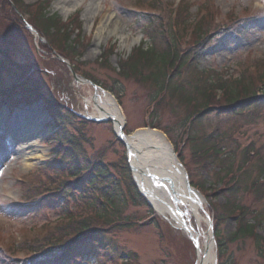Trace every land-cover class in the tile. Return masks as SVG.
I'll use <instances>...</instances> for the list:
<instances>
[{"label":"rangeland","instance_id":"374dc122","mask_svg":"<svg viewBox=\"0 0 264 264\" xmlns=\"http://www.w3.org/2000/svg\"><path fill=\"white\" fill-rule=\"evenodd\" d=\"M23 1L31 3L37 0ZM136 1L51 0L49 9V14H56L62 21L66 17H72L80 23V41L85 46L80 58L71 59V64L75 66L74 69L78 72L73 73L78 76L80 74L85 76L91 74L96 81L103 85L102 87L110 89L115 95L120 96L118 101L124 111L125 120L127 119V124L125 122L124 126L127 135L131 134L132 129L146 122L148 118L146 106L152 100L155 95L154 91H156L151 87L150 82H136L134 78L123 79L117 76L115 69H113L117 67L118 60L121 57L130 55L132 50L140 44L144 43L146 45L148 43V40L141 32L144 22L135 16L136 13L133 6L138 7L137 4H139ZM191 1L196 3L198 0H189V2ZM210 1L214 10L218 12L217 20H219L217 21L219 22L217 24L219 28L217 29V37L213 43L215 46L203 51L192 66L197 71L205 70L210 72L213 70L223 74L226 72L222 69L228 68L234 77L242 69L247 74L254 75L256 67L253 68V66L256 60L264 58V0ZM162 2L163 4L164 2L176 4L178 0H162ZM0 6L7 14L9 12L12 14L13 24L19 26V17L13 13V9L7 4L6 0H0ZM197 8V4L191 7L194 14ZM255 10H263V13ZM75 11L78 14H75ZM4 14L2 13L3 16ZM165 14V10H162V16ZM232 17L240 20L232 24L237 38L225 39L222 36H218L223 32L221 29L225 28L220 24H224L227 18L231 21ZM236 25L238 26L237 29L235 28ZM16 26L13 29L9 28V25L5 26L0 20V28L5 27L8 30L3 31L2 35L0 34L2 43L5 44L4 48L6 50H19L20 45L27 46L28 55L38 59V40L30 37L31 32L29 30H27V41L22 40L18 37V33L20 34L21 31ZM14 33L16 34L15 37ZM137 38L138 41L136 43H133L131 47L127 46L130 41ZM49 39L57 42L52 38ZM222 40H226L225 43ZM109 44L114 46L115 50L110 55L108 63L105 66H100L101 64L95 60L100 57L102 51ZM15 58H17V54ZM50 65L55 76L45 77L34 74L33 77L40 80V91L45 93L50 100H53L60 114L64 115V123H67L61 131L63 134L59 133L58 136H61V140L66 142L72 136L77 137V130L80 124L85 121L83 118H96L92 102L96 91L88 83H81L77 79H73L69 69L67 70L62 63L53 61ZM263 90L264 86L261 92H264ZM28 105L20 106L19 108L22 107L20 109L22 111L19 113L34 116L35 112H37L38 117L32 124L33 130L29 132L30 143L27 144V141L24 140L18 143V146L21 145L24 148V154L21 156L16 155V153L11 154L12 149L9 147L11 145L7 143L6 138L0 140V150L6 155L2 161V169L6 175L5 177L0 176V245L4 248V254H2L4 260H9L7 254H9V243L12 238L20 237L21 240L19 242H22L30 239L35 234L43 233L48 226L57 223L60 216L57 210L60 209L61 205L68 201L73 204L76 203V197L61 199L52 196L46 200L43 212L38 211V213L33 214L35 212L33 209L26 210L18 207L19 202H23L24 198L28 201L29 199L25 197L27 193H23L19 189L22 183L16 182L17 176L22 178L25 184L28 183L27 177L29 176L30 184L34 186L41 184L39 188L43 189L44 185H48V181L53 179L55 183L59 174L66 173L68 169L65 168H67L69 163V155L66 154L62 161L63 166H54L52 158L55 153H51V148L47 141L57 137L56 134H53L56 126L41 101ZM71 111L76 113L77 117L72 116ZM3 112L4 109L0 114H3ZM219 116V118H215L211 114L203 119L205 128L208 132L216 134V141L224 143L221 147L228 154L224 158L222 156L213 164L204 158H200L198 154L194 156L188 144L184 146L182 139L184 134H187V130L179 129L182 124H178V121L182 118L174 114L167 104H161L160 110H158L152 122L168 128L170 135H172L170 137L172 140L170 141L175 145V151L179 152L180 158L182 157L185 163L184 166L190 173L192 184H198L205 194L206 203L203 204V210H200L199 214L205 218L204 212H206L209 220H201L199 225L195 219L196 216L194 217L190 211L187 215L184 209L186 207H183L182 211L186 216V220L193 225L197 232L203 234L208 232L207 222L210 221L212 223V231L216 233L218 226L219 240L225 241L236 231L239 219H243L249 224H255L254 221L256 220L261 222L258 213L264 212V180L259 179L256 170V165L259 161L255 158L257 154L254 151L258 146L264 147V108L248 109L237 117L221 114ZM1 117L4 116L2 115ZM36 130L41 132L40 136L33 133ZM110 131V123L108 121L86 125L82 134H85V138H77V140L81 141V144L76 145L73 149L74 152H76L75 150L78 151L83 160L80 167L85 166L88 161L102 160L105 163H110L119 159L124 153V149L115 141H113V145H109V141L113 140V135ZM251 144H253L252 151H254V154H251V150L243 153L245 147L251 146ZM18 146L15 143L13 148L18 149ZM241 157L244 164L243 168L230 174L222 185L215 184L214 181L225 174L221 169L218 171L219 168L229 167L231 171H234L233 166ZM30 158H33V160ZM243 158L245 159L243 160ZM25 161L29 165H25ZM258 164H264V158L263 162ZM121 165L119 163L117 168L112 170L111 180L117 182L118 186L110 189V191H113L117 199L121 197V205L119 204L118 206L121 210V215H132L135 217L141 215V225L133 224L127 228L109 230L104 233L105 235L109 233L107 236L98 235L102 238V241L97 242V245L95 243V254L93 256L82 255L72 259L69 258L68 260L70 261H66L65 264H124L125 260H128L129 255L134 258V261H128L126 264H197L198 255H196L195 249L190 246V243L181 232L176 231L172 227V230L168 227H162L164 226L163 221L167 222L163 217L157 216L155 212H151L147 208L140 207L138 209L136 207L137 202L131 201V193L127 188L126 178L123 175L124 171ZM237 185L239 187L235 189ZM258 191L261 192L256 194ZM91 198L89 197L87 200H91ZM34 199L38 200L39 197ZM52 200L58 201V205L53 204ZM123 200L127 201L124 202ZM226 200L233 201L234 205L237 206L238 211L236 213H241L245 216L239 217L236 214L237 217L235 216V219H232L229 217V212L225 211L223 213L222 207L223 204H226ZM67 205L69 206L70 204ZM49 206H53L52 212H46ZM219 213L223 214L224 219L223 221H218V224L216 223L215 215ZM83 218H92L93 226L101 224V219L96 218L94 215ZM167 223L173 225L171 221ZM253 232L260 239L264 237V222L262 221ZM200 241H202V238H200ZM28 242L24 243L25 247ZM113 242L115 246L112 245ZM213 242L215 244L214 237ZM104 243L111 246L110 250L100 251ZM22 254L18 256L22 258V256L28 255ZM217 259L218 262L216 264H264V257L260 258L256 254V248L250 239L245 241L237 240L235 242L228 241L225 253L220 259L219 257Z\"/></svg>","mask_w":264,"mask_h":264},{"label":"trees","instance_id":"16d2710c","mask_svg":"<svg viewBox=\"0 0 264 264\" xmlns=\"http://www.w3.org/2000/svg\"><path fill=\"white\" fill-rule=\"evenodd\" d=\"M14 1L17 2L18 0ZM6 2L10 5L7 0ZM48 5L49 4L46 2L38 8L34 6V8L37 9V15L30 20V23L47 39L52 38L58 42L60 39H63L66 47L65 57L72 59L73 57L79 56L80 51L77 50V47L80 45L78 36L75 41L72 40L73 45L68 42L70 33L67 31V25L63 24L57 15H47ZM22 10L27 11L24 8ZM22 10H20V12L25 13V11ZM0 11L7 14L1 6ZM13 13L15 12L13 11ZM9 14L12 15L10 12ZM208 17H210V15H208ZM0 20H2L5 26L9 25V28L13 29L16 26L11 19V23H9L3 15H0ZM145 22L147 23L146 28L142 31L150 39V46H148V48H135L127 59L121 60L118 63L119 71L117 72V76L123 79L134 78L136 82H150L151 87L156 90L154 91V97L156 95V97H158L153 111V118L156 116L158 110H160L161 104H167L174 114L182 118L179 119L178 124L183 125L185 123L188 125L184 146L188 144L194 156L198 154L200 158H204L206 161L213 164L219 158L222 156L224 158L228 154H226L221 147L224 143L216 141V134L208 132L205 128L203 119L211 114H213L215 118H219L220 114L237 117L248 109H262L264 96L256 95V91L258 90L259 84H264V69L258 73L255 80L250 79L245 73H242L232 81H223L220 75L213 71L208 73L211 78H209L207 82V78L202 75V72L198 73L192 65L195 61L194 57L207 49L210 41L213 42L214 37L218 33V27L213 24L212 20L203 18V20L198 23L196 30L193 32L191 42L186 44L185 49H182L180 45L181 41L180 38H178V34L172 32V28L177 30H182L184 28L186 17L182 14L178 15L172 23L170 20L164 24H162V20H159L158 23L154 18L149 16L146 17ZM20 24L16 27L21 31L20 34L22 36L18 33V37L27 41V31L21 27ZM159 24L162 31L158 30ZM3 31L5 32L8 30L7 28L5 29V27H1V35ZM211 31L214 33L209 35ZM158 34L164 37L159 38L156 36ZM15 35L14 33V37ZM1 40L2 36H0V42L3 46L2 53L7 55L6 58H13L17 54V58H15L16 61L9 60L11 62L10 66L17 69V71L27 73V70L32 67L33 61H39L36 57L32 58L28 55L29 50L27 46L20 45L19 50H6V48H4L5 44H3ZM50 41L55 42L53 40ZM59 45H61V43L57 44V46ZM61 48H63V46H61ZM18 58L23 61L18 63ZM105 60L106 57L104 61L99 63L101 64L100 66L106 65ZM261 64L264 65V60L261 61ZM40 87L41 84L37 79L27 77L23 81L19 80V83L15 87L16 90H12V92L18 94L20 101L31 103L38 99H42L43 94L40 91ZM217 90L222 92L220 99L217 97ZM17 101L18 99L15 96L14 102L17 103ZM46 102L49 104V107L54 106L56 108L52 102ZM52 111L55 112L59 129H61L65 119L55 109ZM85 127L86 123L82 122L77 130V137L72 136L68 138L66 142L61 141L58 147L59 159L55 161V164L63 166L62 161L64 156L66 154L69 155V163L65 169H68L67 175L71 179L59 185L60 191L56 194V197L62 199L76 197V203L73 204L68 201L61 205L60 209L57 210L60 215L57 223L48 226L43 233L35 234L30 239L16 243V245L10 242V247L16 253L28 254L24 255L26 264H65L66 261H70L68 260L69 258L72 259L82 255L93 256L95 254L94 249L97 242L102 241V238L98 235L107 236L109 233H107V235L104 233L109 230H119L135 224V216L121 215V210L118 208L119 204L121 205V197L117 199L113 191H110V189L117 188L118 186L117 182L111 180L112 170L117 168L118 161L108 164L101 160H96L94 163H91L92 166L90 169L83 174L87 166L80 167L83 160L78 151L75 150L76 152H74L73 149L76 145L81 144V141L77 140V138H85V134L82 135ZM151 127H156L164 131L169 137L172 136L167 127L159 126L158 123H151ZM191 133L192 135L190 136ZM252 149L253 144H251V146L248 145L243 150V153ZM254 151L255 154H257L255 158L258 159L259 162H263L264 147L258 146ZM244 159L245 158H243V160ZM180 160L183 161L182 157ZM258 163L256 165V170L258 175L261 176L264 172V164ZM123 164L124 162H122L121 168L128 182L127 188L131 193V201H139L140 198L129 180H127L126 168ZM243 166L244 164L241 157L233 166V170L235 169L234 171H231L229 167H221V169L225 171L228 170L229 173L232 174L235 171H240ZM238 187L237 185L235 189H238ZM229 192L231 193L230 189ZM260 192L261 191H258L256 194ZM89 197L93 198L87 200ZM45 200L46 198L38 203L37 209H44L46 205ZM123 201L125 202L127 200ZM52 203L58 205V201L52 200ZM67 204L70 205L68 206ZM233 207L235 208L233 201L226 200V204H223L222 207L223 213H225V211L232 213L230 209ZM258 214L261 222L256 220L254 221L255 224H249L243 219H239L236 231L232 236L228 237V241L235 242L237 240L245 241L250 239L256 248V254L263 258L264 240L254 235L253 232L256 226L260 225L262 221L264 222V212ZM91 215L101 219V224L99 226L92 225L93 217L83 218ZM222 215L223 214L220 213L215 215L216 223H218V221H223L224 218ZM238 215L239 217L245 216L241 213ZM215 238L218 245V253L219 255H223L226 250V244L225 242L222 244V240H219L218 226L216 228ZM27 241L29 242L25 247L24 243ZM107 248L110 249L111 246L104 243L100 251H105Z\"/></svg>","mask_w":264,"mask_h":264},{"label":"bare ground","instance_id":"6f19581e","mask_svg":"<svg viewBox=\"0 0 264 264\" xmlns=\"http://www.w3.org/2000/svg\"><path fill=\"white\" fill-rule=\"evenodd\" d=\"M138 41V38L130 41L128 43V47H131L133 43H136ZM93 104H94V113L97 116H111L113 117V120L115 123H120V125L124 122L122 114L120 113L119 109L116 107V103L111 98L109 94H106L105 92L101 91V93L97 92L93 96ZM34 114V113H33ZM24 117L29 118L31 120L30 126L35 122V119L38 117L37 112H35V115L31 114H24ZM25 126L24 122L21 121H15L12 124V135L9 134H3L1 136L2 139L8 137L12 140V143H20L23 139L25 140L29 133L28 131H21L23 127ZM29 126V127H30ZM33 130V128H32ZM37 136L41 135V132L39 130H36L33 132ZM130 137H127V140L131 143L138 144L139 147L137 149L140 150V152L136 149L135 154L131 155L132 158H130L131 163L134 164V169L137 170V174H135L138 177V180H146L144 178L147 177L148 173L145 171V167L153 165L152 171L150 173L162 174L163 176H168L173 181V187L175 190V194L178 195V197L175 199L176 203L174 204H166L162 205L159 204L161 200L156 198H161V194L158 192L153 193V195H149L148 199L151 201L152 205L157 209V212L160 213L163 212L164 208H168V213L173 222L183 229H186L188 234H192L194 236L195 242L197 244L198 248V264H214L213 259L214 257V245L212 243L211 235H210V229L208 232L203 233H197L194 232L192 225L187 224L185 222V219L182 218V208L184 207V203H186L190 210L192 211L193 215L196 216V220L198 221L200 225L201 220H206L207 215H205V218L199 214L200 209H203L204 197L202 198L201 195L198 194H190V191L187 192L185 188V180L183 178V173L176 168V165L174 166V161L171 156V153L168 149V142H166L165 138L153 131H145L143 129L137 130L134 134L129 135ZM158 146L157 149L153 150L152 147ZM12 147V146H11ZM18 149L12 150L11 154L16 153V155L21 156L24 154L21 146H18ZM13 148V147H12ZM5 149V148H4ZM152 149V151H151ZM6 151V149H5ZM152 152V153H151ZM151 154H157L158 159L155 160L152 157L151 160H147L145 157L150 156ZM33 160V158H30ZM27 160V159H26ZM25 165H29L28 163H24ZM156 164V165H155ZM145 169V170H143ZM175 169V170H174ZM142 172V173H141ZM144 176V177H143ZM145 184L146 188L149 191H152L149 189L148 185L145 181L142 182ZM186 196L189 197V200L186 199ZM182 206L180 208L179 206ZM203 237V238H202ZM200 238H202V241H200Z\"/></svg>","mask_w":264,"mask_h":264}]
</instances>
